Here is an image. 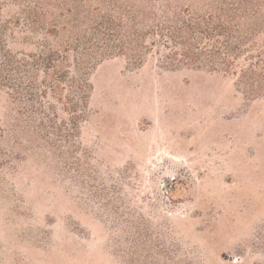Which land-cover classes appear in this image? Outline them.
Masks as SVG:
<instances>
[{"label":"rangeland","instance_id":"obj_1","mask_svg":"<svg viewBox=\"0 0 264 264\" xmlns=\"http://www.w3.org/2000/svg\"><path fill=\"white\" fill-rule=\"evenodd\" d=\"M151 2L0 0L21 64L95 43L82 57L69 48L59 82L41 66L3 74L0 264H264V63L250 66L264 17L223 39L224 60L195 49L186 61L182 46L150 44V15L136 12ZM125 11L145 36L118 51L91 25Z\"/></svg>","mask_w":264,"mask_h":264},{"label":"trees","instance_id":"obj_2","mask_svg":"<svg viewBox=\"0 0 264 264\" xmlns=\"http://www.w3.org/2000/svg\"><path fill=\"white\" fill-rule=\"evenodd\" d=\"M151 1L150 6L147 7L146 5V7L143 8L144 11L137 10L136 12L144 16L150 15L148 17L150 25L146 26L150 29L151 38H153L150 44L153 46L157 44L155 42V38L157 37V42L163 46L170 45V42L173 48L182 46L187 50V52H184L182 55L183 58H186V61H192V59L197 60L201 52H193L195 49L205 52V54H207L206 58H212L217 54L224 60V57H227L226 52L228 49L226 48L227 41L223 39L226 37L232 39L234 35L231 34V31H233L234 28L237 29L238 25L244 23V20L250 19L252 21L255 17H264V0H211L213 4L211 7L212 9L205 14L197 13L189 4L184 7H174L171 3L168 4L166 2L167 0ZM124 14L126 16L125 19L121 16L108 17L107 19H102L97 22L95 25L94 23L91 25L94 26L93 31H95V26H99L101 30L105 32L115 33L114 40L119 44L115 47L118 51H120V47L123 48L141 44L132 42L128 38L129 34L134 36L135 39H139L140 42L142 41L138 36L142 39L145 36V31L135 29L136 26L133 21L135 16H132L127 11H125ZM133 14L135 13L133 12ZM28 20V25L30 27L34 26L38 21L36 18ZM126 20L129 22L128 25L123 22ZM257 26L258 25H256V27ZM128 27L131 28V32L127 34L123 33V30ZM6 29L7 25L0 21V83L2 84H5L4 80H7L6 77H3V74L7 76L6 74H8V72L10 74L22 73L24 72V67L26 74L27 66H36V68L37 66H41L40 71L43 78H47L49 82H59L60 79L58 78H61V76L63 77L65 74V72L61 70V66L67 60L69 48H74L75 53L78 55L77 46H79L81 51L80 57H82L86 55V52L95 44L92 38H83L80 40L75 37L70 42L68 41V44L65 42L61 48L53 49L49 47L48 49L39 51L36 56H31V63H29V65L28 63L25 64L23 61V64H21L17 58H15V55L5 49L3 34ZM254 29L255 25L249 23L247 31H252ZM47 32L57 38L58 25L53 23L50 28H47ZM263 33L264 31L261 32V35ZM256 36H259V33H257ZM261 43H264V40ZM201 44L203 45L201 46ZM37 57H39L38 65L36 62H33ZM77 59H79V57ZM101 59H103L102 56L98 58V60ZM263 63L264 47H261L252 58L250 64L251 69L259 64L263 65ZM52 78H54V80Z\"/></svg>","mask_w":264,"mask_h":264}]
</instances>
